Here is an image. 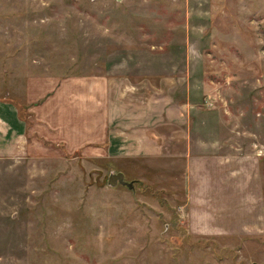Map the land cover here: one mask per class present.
<instances>
[{
    "label": "rangeland",
    "instance_id": "rangeland-1",
    "mask_svg": "<svg viewBox=\"0 0 264 264\" xmlns=\"http://www.w3.org/2000/svg\"><path fill=\"white\" fill-rule=\"evenodd\" d=\"M68 79L94 136L39 110ZM0 98L33 127L0 156V264H264V0H0ZM205 152L251 155L263 203H188Z\"/></svg>",
    "mask_w": 264,
    "mask_h": 264
},
{
    "label": "crops",
    "instance_id": "crops-1",
    "mask_svg": "<svg viewBox=\"0 0 264 264\" xmlns=\"http://www.w3.org/2000/svg\"><path fill=\"white\" fill-rule=\"evenodd\" d=\"M77 84L78 83H76L75 80L68 79L67 81H62V83L57 86L56 90V95L59 97H53L46 103V105H40L39 110L51 111L54 107L52 104H54V102L58 103L59 101L67 102L72 110L78 106L82 108L83 106H86V111L89 110L90 120L92 121L90 122L91 131H89L90 134L88 136H94V134H96L94 125V99L96 98L99 90H95V81L88 80L87 91L84 93L85 97L81 99L82 95L74 93V91L78 88ZM109 85V80L104 79L101 87L98 88L101 90L103 95V107L106 108L104 109L103 116L104 118L108 117L110 120V107L107 100L110 96V92H108ZM54 109H56V112L59 111L58 107H54ZM136 111H138V108ZM131 112L134 113L133 111ZM167 113L171 112L167 111ZM167 116L172 119L176 118L175 116H169V114ZM67 117L68 116L66 115H62V124L64 125H62L60 129L63 128V131L67 129V133L78 137L82 132L80 126L77 124L73 125L72 117H70V121H64ZM108 119L105 123H103L104 126L109 123ZM172 119L168 118L167 120L168 122H172ZM31 128L33 127L30 126L20 115L14 102L0 98V156H12L16 153H20L27 145L28 137L33 131ZM104 131L105 141H108L109 143L107 144L108 150L116 153L120 148V142L118 139L120 138L118 137L120 135L111 132L107 128H104ZM180 136H183V134ZM186 142L189 143L188 138H186ZM186 154H190V150H187ZM249 156L251 155H232L214 152H205L204 155L199 156L200 162H204V166L200 165L199 169L195 168V170H192L191 168L188 172V192L190 191L188 203H244L243 206L247 207L254 206V203H263L261 192L262 186L259 178H255V170L253 167L250 168L248 166H252V164H254L252 159L248 161ZM200 209L204 210L205 214L208 216H218L217 213L210 211L207 204L201 206ZM235 221L240 223L241 220L239 219ZM205 222L207 223V221ZM244 222H249V220H244Z\"/></svg>",
    "mask_w": 264,
    "mask_h": 264
},
{
    "label": "water",
    "instance_id": "water-1",
    "mask_svg": "<svg viewBox=\"0 0 264 264\" xmlns=\"http://www.w3.org/2000/svg\"><path fill=\"white\" fill-rule=\"evenodd\" d=\"M107 183L111 186H115L118 183H122L125 184L127 186L132 187L134 185V181L133 180H127L125 177V173L121 170L119 171H112L109 173L108 177H107ZM253 264H259L257 262H253Z\"/></svg>",
    "mask_w": 264,
    "mask_h": 264
}]
</instances>
